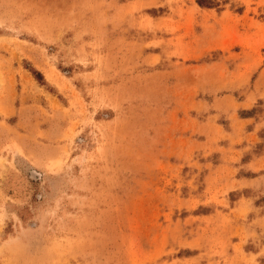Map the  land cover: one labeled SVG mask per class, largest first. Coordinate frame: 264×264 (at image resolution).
<instances>
[{
	"label": "rangeland",
	"instance_id": "374dc122",
	"mask_svg": "<svg viewBox=\"0 0 264 264\" xmlns=\"http://www.w3.org/2000/svg\"><path fill=\"white\" fill-rule=\"evenodd\" d=\"M0 264H264V0H0Z\"/></svg>",
	"mask_w": 264,
	"mask_h": 264
},
{
	"label": "trees",
	"instance_id": "16d2710c",
	"mask_svg": "<svg viewBox=\"0 0 264 264\" xmlns=\"http://www.w3.org/2000/svg\"><path fill=\"white\" fill-rule=\"evenodd\" d=\"M202 1V0H199V2Z\"/></svg>",
	"mask_w": 264,
	"mask_h": 264
}]
</instances>
